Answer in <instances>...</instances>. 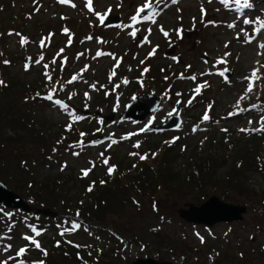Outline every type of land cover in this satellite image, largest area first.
<instances>
[{
	"label": "rangeland",
	"instance_id": "rangeland-1",
	"mask_svg": "<svg viewBox=\"0 0 264 264\" xmlns=\"http://www.w3.org/2000/svg\"><path fill=\"white\" fill-rule=\"evenodd\" d=\"M146 2L93 0L94 11H90L87 0H68L64 4L59 0H0V56L10 61L2 68L8 75L6 78L15 77L14 83L18 86L4 96L12 98L10 103L20 98L27 103L22 115L38 123L37 129L43 132V139L48 143L47 147L29 141L9 143L20 131L6 126L0 134V171L5 170L9 180L4 183L31 206L45 209L34 204L31 194L38 193L41 184L47 181L53 186L56 179L64 181L57 188V204L46 208L55 214L24 213L0 206L3 209L0 212V236L3 237L0 239V260L14 256L19 247L27 243L23 235H34L29 225H35L42 230L38 239L49 255L44 257L29 246V252L23 257L28 264L39 259L46 264H65L62 261L66 264H132L137 258L146 257L174 264H264V131H241L260 128L264 123L261 119L264 117V47H261L264 29L257 32L258 23H243L244 19H264V0H251L253 7L248 9H237L232 0H178L177 4L163 0L158 6L160 15L156 24L144 21L132 25L131 16ZM109 7L110 14L120 18L119 24L106 26L95 15L96 12L105 13ZM201 8L205 10L203 15ZM4 20L9 22V31L1 27ZM229 24L236 27L230 28ZM160 26L169 32V37L163 35ZM133 27L139 29L135 37L130 35ZM64 28L70 31V45ZM148 28L152 29L150 44L143 43ZM178 28L183 30L182 39L176 35ZM49 33L54 35L41 48L40 39ZM21 36L28 38L24 46L20 44ZM88 36L93 39L87 40ZM250 38L253 39L248 42ZM61 48L64 52L57 55ZM153 48L157 49L156 53L149 56ZM97 51L113 53L116 59L108 55L96 57ZM226 52L230 56L225 57ZM79 53L83 56L77 58ZM41 55L44 60L36 64ZM64 57L67 62L61 67ZM28 58H32V62L26 70ZM218 58H225L227 63L216 64ZM53 59L56 63H52ZM117 60H120V67L109 80ZM44 64L49 66L51 82L45 77ZM85 65L88 69L81 73ZM145 68L149 71L144 72ZM224 68L230 72L225 74L227 80L218 74ZM254 69H258L259 79L248 92L249 81L245 77H250ZM181 73L185 77L196 75L197 79H181ZM73 75L80 78L68 84ZM124 79L129 83L124 84ZM205 81L207 86L196 95L194 89ZM92 84L96 85L95 89L90 87ZM61 86L63 90L54 94L53 101L44 99L51 88L60 89ZM69 94H73L71 100ZM149 94L161 98L155 112L140 122L131 118L119 120L133 97ZM56 99L68 104L69 110L66 112L56 105ZM84 109L89 113L84 114ZM73 111L85 119L73 121L69 115ZM205 112L210 117L208 121L202 119ZM113 113L114 121L100 123L102 117ZM173 115L183 120L177 130L139 132L145 126L162 124ZM69 123L73 125L71 131L66 130ZM81 132L86 133L83 144L79 143ZM132 133L136 135L129 136ZM174 137L179 139L172 143ZM255 138H261L258 149H243ZM113 139L118 143L109 148ZM137 142L139 148L134 147ZM167 150H172L170 157L165 159L175 170L174 193L167 194L164 190L150 193V189L146 197L133 195L134 188L129 187L127 181L128 189L116 190L122 183L117 178L120 170H125L124 175L128 173V181L139 176L137 172L143 161L139 155L147 153L148 160L154 163ZM75 152L80 155H74ZM100 153L109 159L108 165L103 164ZM225 154L230 160L218 167L217 174L222 175L230 169L234 164L231 157H237L235 164L242 168L240 173L242 181L247 182L246 187L219 181L217 189L209 186L208 192L228 203L247 205L244 219L212 227L183 220L177 212L179 207L204 201L196 200L200 190L195 183L198 173L191 174L192 162L201 156ZM93 163L95 167L84 177L81 169H88ZM112 165L116 170L109 176L107 169ZM92 177L108 181L111 190L107 204L101 213H96L100 219L95 215L97 209L92 211L87 203L91 194L84 184ZM16 186L23 187L25 193L16 190ZM62 204L69 206L73 215L65 213L66 207L62 209ZM77 210L79 217L75 215ZM8 212L12 213L11 217L4 214ZM72 221L82 227L61 236L63 229L71 228ZM6 226L12 231L8 232ZM9 243L12 249L3 252L2 245Z\"/></svg>",
	"mask_w": 264,
	"mask_h": 264
},
{
	"label": "trees",
	"instance_id": "trees-1",
	"mask_svg": "<svg viewBox=\"0 0 264 264\" xmlns=\"http://www.w3.org/2000/svg\"><path fill=\"white\" fill-rule=\"evenodd\" d=\"M9 22L6 20L3 21V24H1V27L4 28V30L9 31ZM4 59L3 57L0 56V80L4 81L3 85H0V134L1 132L5 129L6 126L12 127L15 129V131H20L19 134L17 135V138H10V142L12 144H23V142L29 141V142H36L39 146H44L47 147L48 143L43 139V132L39 131L38 128V123L37 122H31L28 117H25L22 115V112H24V108L27 103L23 102V100L20 98V101L18 100H12V102H9V98L4 96L6 93L13 89H17L16 87L17 84L14 83L15 77H8L7 74L4 73L3 71V63ZM19 83V82H17ZM24 87V86H23ZM2 101V103H1ZM25 103V104H24ZM8 104H13V105H8ZM23 132V133H22ZM42 132V135H40ZM261 138H255L253 141H249L243 149H251L249 151H252V148L258 149L261 146L260 142ZM46 142V143H45ZM172 150H167L166 153H163L158 159V161L161 162L158 163L157 160L154 161V163H158V166H154L153 162H150L148 159L143 160L141 165L139 166L138 174L139 176H136L134 179H130L128 181V173L126 175L123 174L125 170H120L119 171V176L117 178H120L122 183H119L118 188L116 190H125L126 188L128 189L127 183L129 187L134 188L133 190V195L141 196V197H146L148 196V191L151 189L152 192L154 193L159 190H164L167 191V194L174 193L172 189H175L174 185V180H173V175L175 174L174 167L171 165V162L169 160H166L165 158H169L171 155ZM260 153V152H259ZM262 154H258V156H261ZM230 156L228 155H223V156H217V155H209V156H201L197 159H195L193 163V168L191 170L192 176L194 175L193 173H198L197 178L195 179V183L198 186V189L200 190V195L199 198L196 200H206L212 194H209L208 188L209 186L213 188H216V183L219 181H224L225 183H233L235 186L240 185L241 187L243 186V189L246 187V180L244 179L242 181V175L240 173L241 167H238L235 162L238 160V158L234 159V157H231V160H234V164L230 169L224 171L222 175H218V167L220 165H223L222 163L228 162ZM230 160V159H229ZM8 163V161H7ZM120 165V164H119ZM244 165V163H243ZM242 165V167H243ZM157 167V168H156ZM191 176V177H192ZM0 178L3 180L2 182H9V180L5 176V170L0 171ZM191 179V178H190ZM106 183L101 184L98 178L92 177L90 182H86L84 185L86 187H89L90 185L95 182L93 191L90 192V200L87 202L90 205V209L92 210L93 208L97 209L95 211V215L97 219H100L99 216H97V212H100L104 205L107 204V200L109 199V195L111 193L110 186H108V181L104 180ZM194 181V179H193ZM62 179H56V182H54V186L50 185L52 183L50 182H45L42 183L38 193L36 194H31V199L36 204L37 206H43L45 208H51L52 206H55L56 203V198L59 197L57 195V188H59V183H61ZM127 186V187H125ZM16 190H20V193H25L24 188H20L16 186ZM55 188V189H53ZM241 193H242V188ZM240 194V193H239ZM30 195V194H28ZM241 197H244L242 194H240ZM246 198V197H244ZM110 202V201H109ZM64 203V202H63ZM109 204V203H108ZM59 205V204H58ZM63 206L66 207V210H64L65 213L68 215H73L71 214V208L68 206H65V204H62V209ZM68 209V210H67ZM93 211V210H92ZM101 213V212H100ZM83 216H85V213L81 212ZM82 216V217H83ZM48 217L43 218L44 222L47 220ZM98 221V220H96ZM43 222V223H44ZM42 223V224H43ZM63 263L66 264V261H62ZM52 263V262H51ZM54 264V263H52Z\"/></svg>",
	"mask_w": 264,
	"mask_h": 264
},
{
	"label": "snow or ice",
	"instance_id": "snow-or-ice-1",
	"mask_svg": "<svg viewBox=\"0 0 264 264\" xmlns=\"http://www.w3.org/2000/svg\"><path fill=\"white\" fill-rule=\"evenodd\" d=\"M59 2L61 4H64V3H67L68 0H59ZM232 2L235 4V6L237 7V9H248V8H252L253 7V4L251 2V0H232ZM163 3V0H147L146 3L143 4V6L141 7H138L136 9V12L134 15L131 16V21H132V25H137L141 22H144V21H149L151 22V24H156L157 23V17L160 15V11L158 10V6ZM171 3L172 4H177L178 3V0H171ZM74 6V5H73ZM120 5H117V7H119ZM231 6V4H230ZM87 7L90 11H94V7H93V0H87ZM148 10L147 14L146 15H142L143 13H145V11ZM112 9L111 7H109L107 9V11L103 14L99 13V12H96L95 15L98 16L100 18V23L103 24L105 22V20L107 19V16L111 13ZM201 13L202 15L205 14V10L203 8H201ZM246 15V13H244ZM243 23L244 24H252V23H258V27L255 29V31L257 32H260L261 29H264V19H261L260 17H256L255 21L253 20H250V19H244L243 20ZM230 28H234L236 27L235 24H229L228 25ZM126 27H130V26H126ZM243 31V29H241ZM139 31L138 28H135L133 27V30L131 31L130 35L135 37L137 35V32ZM148 35H145L143 37V43H147V44H150L151 41L149 40V36L151 35L152 33V29L151 28H148ZM160 31L163 33V35L165 37H169V32L166 31L163 26H160ZM63 32L65 34H68V44L70 45L72 43V39H71V34H70V31L68 28H64L63 29ZM176 32V35L178 36V38H183V30L182 29H176L175 30ZM10 35L12 34L11 32L9 33ZM16 35H20L19 33H16ZM54 34L53 33H49L47 37H42L39 41V44H40V47L41 48H44L46 46V41H50L52 36ZM238 38H239V33L237 34ZM87 40H91L93 39L92 36H88L86 37ZM251 39L253 38H250L248 42H251ZM98 42H101L103 43V41H98ZM28 43V38L27 37H23L21 36V39H20V44L21 46H24L25 44ZM158 47V46H157ZM225 47L227 48L228 47V44L226 43L225 44ZM261 47H264V45H261ZM156 48H153L151 52H149V56H153L155 55L156 53ZM64 52V49L61 48L59 50V52L57 53V55H60L61 53ZM104 55H108V56H112L113 59H116L115 58V55L113 53H105V52H102V51H97L96 52V57H101V56H104ZM79 56H83V53H79L78 54V57ZM227 56H230V53H225V57ZM174 60H177L178 58L177 57H173ZM44 60V56L41 55L39 57V59H37L35 61L36 64H40L41 61ZM31 62H32V58H28V61L25 63V69L27 70L30 65H31ZM67 62V57H64V60L61 62V67H63V64ZM3 63L5 65H8L10 64V61L8 60H4ZM52 63H56V60L53 59ZM141 63H143V61H141ZM205 63H207V61H205ZM227 63V60L225 58H218L217 61H216V64H226ZM48 64H44V69H45V77L46 79L51 82L53 77L48 73ZM120 67V60H117L116 64L113 66V70L110 72L109 74V80L112 79V77H114L116 75V69ZM187 68H191V65H187L186 66ZM88 69V66L85 65V67L83 69H81V73L87 71ZM149 69L148 68H145L144 69V72H148ZM229 71L228 68H224L223 71H220L218 74L222 77H224L226 80L228 79L227 76L225 75L227 72ZM257 72H258V69H254L251 76L250 77H245L246 80H248V88H247V91L248 92H251L253 90V86H254V81L259 79V76L257 75ZM206 74H210V73H201V75H206ZM80 77L78 75H73L72 78L70 80L67 81L68 84H72L74 81H76L77 79H79ZM180 78L181 79H184V78H187V79H191L193 81H195L197 79L196 75H192L190 77H185L183 73L180 74ZM165 79H167V77H165ZM123 83L124 84H127L129 83V81L127 79H124L123 80ZM141 83H143L141 81ZM4 84V81L0 80V85H3ZM207 86V82L205 81L203 84H199L196 86V88L194 89V92L196 95H199L201 93V90ZM91 88L95 89L96 88V85L95 84H92L90 85ZM103 87V86H101ZM116 87H119V85H116ZM62 91L63 90V86H61L60 89H57L55 87L51 88L48 92V94L44 97V99L48 100V101H53V97H54V94L57 92V91ZM107 94V93H106ZM39 95V93L37 94ZM72 95L73 94H69L68 96V99L71 100L72 99ZM85 97H88L89 94L87 92H85ZM179 95V94H177ZM195 97H193L194 99ZM133 99H135V97H133ZM241 99H243V97H241ZM54 103L56 105H59L60 108H62L64 111H68L69 110V105L66 104L63 100H60V99H56L54 101ZM189 104L192 103V100H189L188 101ZM209 108H211V105L208 106ZM253 108H256L258 107L257 105H252ZM235 113H229V115H234ZM69 115L72 116V119L73 121H82L83 119H85V117L81 116V115H76L73 112H69ZM202 119L204 121H208L210 119L209 115L207 114V112H205V114L203 115ZM262 121H264V117L261 118ZM100 123H103V121L101 120ZM249 123H251V121H249ZM177 127H179V125H177ZM73 129V125L71 123H69L68 125H66V130L68 131H71ZM147 129V126H145V128H141L139 129V132L143 133L145 132ZM196 129H194L195 131ZM97 131H99V129H97ZM224 131H227V129H224ZM241 131H264V123L261 124V127L260 128H257V129H241ZM131 135H136L135 133H132V134H129V136ZM86 136V133H83L81 132L80 133V137H81V140L79 141L80 144H83L84 143V137ZM128 137H123L122 139H127ZM177 139H179L178 137H174L173 140H172V143H174ZM59 143V141H58ZM93 144H96V143H100L99 141H92ZM118 143L117 140L113 139L111 140V143L109 144V148ZM167 143V142H166ZM134 147L136 148H139L140 147V143L137 142L136 145H134ZM74 155H80L79 152H75L73 153ZM130 155H133V156H136V155H139L138 153H130ZM153 156H155L156 154L153 153L152 154ZM100 156L103 157V164L104 165H108L109 164V159L107 157H104V153H100ZM139 158L141 160H146L148 159V154L145 153L144 155H139ZM95 167V164L93 163L92 164V167L88 168V169H81V173L84 177H87L89 175V173L92 171V169ZM116 170V166L115 165H112V166H109L108 169H107V172H108V175L111 176ZM101 184H104L106 183L104 180H101L100 181ZM94 184L95 182H93L92 185H90L88 188H87V191L88 192H91L93 191V187H94ZM83 203V201H81V204ZM153 207L155 208V204L153 205ZM0 212H3V209H0ZM6 216L8 217H11L12 216V213L8 212V213H4ZM75 215L77 217L80 216V212L79 210L76 211ZM7 227V230L8 232H11L12 231V228L11 227ZM32 233H34V235H23V240H25L27 243L24 245V246H21L19 247V249L15 252V255L14 256H8L7 259L5 260H0V264H9L10 261H14L15 264H28V262L23 259V257L29 252L30 250V247L29 246H32L34 247L35 249L39 250L44 257H47L49 255L48 251L46 249H44L42 247V243L40 242V240L38 239L39 236L42 235V230H39L36 228L35 225H29ZM82 226L80 223L76 222V221H72L71 223V228H65L63 229L61 232H60V235L61 236H64L66 233L68 232H75L77 229H80ZM197 235L199 236V233H197ZM9 239L11 238L10 236L8 237ZM0 239H3L2 236H0ZM201 239V242L204 241V238L201 236L200 237ZM69 244L72 243V241H67ZM56 246L59 247L60 246V242L57 241L56 243ZM75 247L77 248H80L81 245H75ZM12 249V244H4L2 245V250L3 252L7 253L9 252L10 250ZM79 255V254H78ZM82 259V258H81ZM31 264H46L45 260L43 259H39V260H35V261H32Z\"/></svg>",
	"mask_w": 264,
	"mask_h": 264
},
{
	"label": "water",
	"instance_id": "water-1",
	"mask_svg": "<svg viewBox=\"0 0 264 264\" xmlns=\"http://www.w3.org/2000/svg\"><path fill=\"white\" fill-rule=\"evenodd\" d=\"M148 10L144 14H147ZM120 23V18L109 14L104 24L116 25ZM230 74V72H227ZM161 104V98L156 94L140 95L135 97L126 107L125 111L118 117L119 120L132 118L135 121H143L148 115L155 112ZM84 114H88L89 110L84 109ZM114 121L115 113L102 117L105 121ZM183 120L179 115L170 116L162 124L148 127L144 133L148 132H167L180 128ZM179 125V127H177ZM102 138V136H98ZM3 207L21 210L23 212L35 211L38 214L52 215L55 214L52 210L33 207L20 194L10 189L5 183L0 180V205ZM248 211L247 205L228 203L221 199L218 195H212L199 204L188 203L177 209L178 215L185 221L192 224L205 225L212 227L219 223L238 222L244 219V215ZM132 264H174L170 261H159L152 257L137 258Z\"/></svg>",
	"mask_w": 264,
	"mask_h": 264
}]
</instances>
